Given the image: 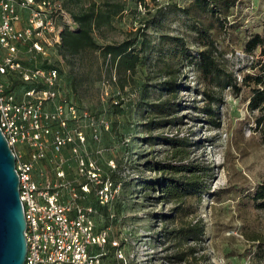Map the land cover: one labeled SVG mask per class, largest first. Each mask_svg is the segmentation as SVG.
Instances as JSON below:
<instances>
[{
    "label": "rangeland",
    "instance_id": "rangeland-1",
    "mask_svg": "<svg viewBox=\"0 0 264 264\" xmlns=\"http://www.w3.org/2000/svg\"><path fill=\"white\" fill-rule=\"evenodd\" d=\"M56 1L67 14L60 21L61 27L66 24L73 30L76 27L70 13H77L92 4L103 13H107L109 4L120 6L122 11L118 15L95 29L93 37L98 47L133 38L140 29L150 42L144 51L148 61L136 68L123 90L112 81L108 64L99 49L62 56L55 48L49 54L48 65L59 71L58 89L80 115L77 124L68 123L70 133L79 126L86 136V143L78 152H87L101 168L102 176L110 178L119 188L114 202L106 209L98 210L96 225L108 230L110 238L118 242L131 264H264V209L257 207L254 199L258 186L264 182V145L255 126L259 113L248 109L253 86L243 87L238 95L227 87L223 89V103L215 108L216 127L203 113L205 104L200 92L204 84L197 72L193 67H180L177 100L180 121L161 132L189 139L193 143L188 149L190 157L209 163L213 169L209 191L201 195V203L192 218L202 220L205 236L198 245L188 243L190 248H195V253L189 254L183 263L173 259L175 249L171 243L163 241V224L156 216L169 213L171 205L151 199L157 196L156 193L146 196L140 185V181L155 177L143 166L144 161L151 155L163 159L168 148L163 145L149 147L143 142L146 132L142 125L146 119L137 104L145 91L148 97L143 101L164 96L158 87L163 80L160 70L172 45L162 46L160 37H180L188 50L195 52L202 42L194 27L200 25L209 29L223 64L233 72L239 85L245 74H255L257 57L246 56L243 45L249 34L262 32L264 0L239 2L229 12L223 27L214 24L208 15L181 13L178 8L187 6L190 0H160L157 4L149 3L148 9L138 6L135 0ZM41 63L42 60L37 59V64ZM177 63L178 57L171 60V64L177 66ZM184 64H187L185 60ZM0 82L9 84L14 90L20 88L18 96L23 90L21 84L4 76L0 77ZM92 119H100L108 125L98 126L97 141L91 135ZM72 147L65 146L62 153L67 159L68 176L77 178ZM47 151L48 160L37 168L53 177L50 146ZM88 203L96 208L93 196ZM192 203L195 204L196 199H192ZM114 261L113 251L108 248L104 263Z\"/></svg>",
    "mask_w": 264,
    "mask_h": 264
},
{
    "label": "built area",
    "instance_id": "built-area-1",
    "mask_svg": "<svg viewBox=\"0 0 264 264\" xmlns=\"http://www.w3.org/2000/svg\"><path fill=\"white\" fill-rule=\"evenodd\" d=\"M66 16L56 0H0V76L23 86L18 96L0 82V131L15 157L26 222L24 264H105L108 245L115 260L110 264H131L108 230L96 225L97 210L88 203L93 196L108 207L119 188L87 152H78L86 136L79 126L70 133L68 123L77 124L80 115L58 89L57 70L42 67L60 44V21ZM100 125L108 126L91 120L95 141ZM67 145H73L77 178L65 168ZM48 146L53 177L37 168L48 160Z\"/></svg>",
    "mask_w": 264,
    "mask_h": 264
},
{
    "label": "trees",
    "instance_id": "trees-1",
    "mask_svg": "<svg viewBox=\"0 0 264 264\" xmlns=\"http://www.w3.org/2000/svg\"><path fill=\"white\" fill-rule=\"evenodd\" d=\"M158 1L160 0H135V3L148 9L149 3L157 4ZM241 1L243 0H190L187 6H181L178 9L186 16L192 13L208 15L214 24L223 27L227 23L229 12ZM108 6L107 13L98 10L95 4L77 13H70V19L76 28L73 30L66 24L62 25L60 44L57 49L62 56H75L85 50L99 49L108 64L111 75H115L117 86L123 90L136 68L145 65L148 61V56L144 54V51L150 46V42L143 33V29H140L133 38L98 47L93 37L95 29L122 11L117 4ZM210 27H213V24ZM194 31L198 33L202 42L201 47L195 52H190L185 41L180 37L170 35L160 37L159 42L162 46L172 45L160 70L163 80L158 87L164 96L157 100L143 101L148 97V92L145 91L137 103L146 119L142 125L146 132L143 142L149 147L163 145L168 148V151L164 152L163 159L158 160L151 155L144 161L143 166L148 171H152L155 177L140 181V185L146 196L150 197L151 193H156L157 196L151 199L157 203L171 205L169 213H159L156 216L163 224L162 239L174 247L172 257L179 263L185 262L189 254L195 253V248L188 246L189 242L198 245L204 239V223L201 219L194 221L192 218L195 217L201 203V195L209 191L208 182L213 176V169L209 163L190 157L188 149L193 143L189 139L177 134L168 135L161 132L163 129L178 125L180 121L177 114L180 108L177 101L180 92V67L182 65L193 67L197 72L204 84L200 92L205 104L203 113L216 127H218V122H216L215 108L223 103V89L227 87L238 95L243 87L253 86L248 109L259 113L255 126L264 145V25L261 33L249 34L244 42L243 53L252 59L257 57L254 61L257 72L245 74L240 85L233 72L227 70L223 64L221 53L209 34V29L200 25L194 27ZM176 57H178L177 66L171 64V60ZM184 60L187 64H184ZM42 67L56 69L59 80L57 68L47 63L42 64ZM29 87L31 86L24 85V88ZM154 132L158 134L155 135ZM113 184L117 186L114 182ZM192 199H196L195 204H191ZM254 199L256 206L264 209V182L258 186ZM95 203L96 208L92 206L97 213L100 208L106 209V207L99 206L96 201ZM107 248L111 249L109 245Z\"/></svg>",
    "mask_w": 264,
    "mask_h": 264
},
{
    "label": "water",
    "instance_id": "water-1",
    "mask_svg": "<svg viewBox=\"0 0 264 264\" xmlns=\"http://www.w3.org/2000/svg\"><path fill=\"white\" fill-rule=\"evenodd\" d=\"M15 157L0 131V264H24L26 222L19 199Z\"/></svg>",
    "mask_w": 264,
    "mask_h": 264
},
{
    "label": "crops",
    "instance_id": "crops-1",
    "mask_svg": "<svg viewBox=\"0 0 264 264\" xmlns=\"http://www.w3.org/2000/svg\"><path fill=\"white\" fill-rule=\"evenodd\" d=\"M0 77H3V76H0ZM20 89V88H19ZM19 89L18 90H15L16 92H18L19 91ZM22 89V88H21Z\"/></svg>",
    "mask_w": 264,
    "mask_h": 264
}]
</instances>
